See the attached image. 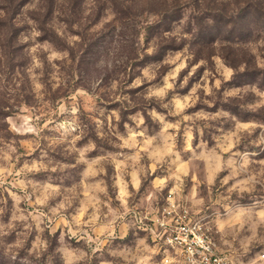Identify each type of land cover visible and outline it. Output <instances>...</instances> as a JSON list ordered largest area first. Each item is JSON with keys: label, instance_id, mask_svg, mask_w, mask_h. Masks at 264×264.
Listing matches in <instances>:
<instances>
[{"label": "rangeland", "instance_id": "obj_1", "mask_svg": "<svg viewBox=\"0 0 264 264\" xmlns=\"http://www.w3.org/2000/svg\"><path fill=\"white\" fill-rule=\"evenodd\" d=\"M106 52L122 63L103 75L90 61ZM173 75L162 102L143 99ZM176 100L193 106L174 115ZM73 106L82 134L60 115ZM0 168V264H186L155 221L169 193L227 264H264V10L0 0Z\"/></svg>", "mask_w": 264, "mask_h": 264}, {"label": "clouds", "instance_id": "obj_2", "mask_svg": "<svg viewBox=\"0 0 264 264\" xmlns=\"http://www.w3.org/2000/svg\"><path fill=\"white\" fill-rule=\"evenodd\" d=\"M145 15L149 16V23H151L152 21V16L150 15L149 12H145ZM75 40H79L80 38L74 37ZM33 51H35V49H33ZM253 51H255V49H253ZM66 55V54H65ZM94 55V59L92 61H90L93 65L94 68L97 70V72H101L104 69H106V72H103V75H107L108 73L112 72L114 70V68L118 65H120L122 63V60L118 58L117 54L115 52H106L103 54L100 53H95V54H91ZM58 59H63L64 57H56ZM217 63L220 64L221 67H223L222 62L219 60V58H217ZM37 67H39V64L37 63L36 65ZM186 65L184 63H181L179 68L176 69V73L179 72V70L181 68H184ZM199 65H197L198 67ZM193 71H195V68H193ZM145 76H147V70H145ZM231 70H228V76H231ZM103 76H99L94 83L92 84V88L93 90L97 87H99L100 83L102 82ZM154 79V78H153ZM144 83V81L140 78H137L131 85H129V87L131 88H138L140 87V85ZM182 86V85H181ZM39 87V85L37 86ZM117 87V83L114 81L112 84V88L115 89ZM176 87V83H175V75L172 76V78L170 79L168 76L164 77V84L163 87H157L155 85H153L152 87L148 88L146 91V94L143 96V99L146 102H151L152 100H156L158 102H162L165 97L167 96L169 90H173ZM205 93L207 95H211L212 94V89L211 88H205L204 89ZM78 95L83 96L87 99V101L92 102L96 99L95 96L91 95L89 91L85 90V89H80L78 91ZM122 100H128L130 101V97H121ZM193 106L192 104H190L189 102H187V100H185V102H180L178 100L174 101V115H181L184 110L188 107ZM93 109L92 107H85V111L91 112ZM68 115L71 119V123L73 125H75V127H73L72 131L74 133L76 132H81L82 134V129L80 128V116H81V111H80V107L79 106H73L71 108H67V107H62L60 109V115L64 116V115ZM153 115H155V110H153L152 112ZM37 120L39 119V117L36 118ZM160 121L163 122L164 121V117L160 116L159 117ZM184 120H189L191 119L188 116H184L183 117ZM29 123V127H27L26 131L29 133H34L36 135H39L41 129L37 128L36 126H34L31 123V118H29V120L27 121ZM141 122H142V118H141ZM68 121L67 120H61L58 124V126L51 128L50 130L56 133H60L61 137H63V130L65 129L66 125H67ZM45 127H47V125H45ZM125 127L127 128L128 126L125 125ZM177 127V125L175 124H167L165 127V130H167L168 128H173L175 129ZM15 131H19L18 128L14 129ZM189 137H190V133H189ZM80 136L77 135L74 137V139H79ZM132 139L134 140L135 137H132ZM169 139H171V137H169ZM62 142V140H61ZM94 147V145H93ZM168 152L171 153L172 152V147L169 146L168 148ZM177 159H179V156L177 155ZM53 171H55L56 169L53 168ZM5 169L0 168V183H3L2 180V176L4 173ZM211 182V181H210ZM138 181H136V184L138 185Z\"/></svg>", "mask_w": 264, "mask_h": 264}, {"label": "built area", "instance_id": "obj_3", "mask_svg": "<svg viewBox=\"0 0 264 264\" xmlns=\"http://www.w3.org/2000/svg\"><path fill=\"white\" fill-rule=\"evenodd\" d=\"M155 221L163 230L164 242L175 249L186 264L228 263L225 255L216 252L199 221L191 220L184 209L178 210L170 193Z\"/></svg>", "mask_w": 264, "mask_h": 264}, {"label": "trees", "instance_id": "obj_4", "mask_svg": "<svg viewBox=\"0 0 264 264\" xmlns=\"http://www.w3.org/2000/svg\"><path fill=\"white\" fill-rule=\"evenodd\" d=\"M246 4L250 5L254 10H256L257 13H262L263 8L262 4L264 3V0H245Z\"/></svg>", "mask_w": 264, "mask_h": 264}]
</instances>
